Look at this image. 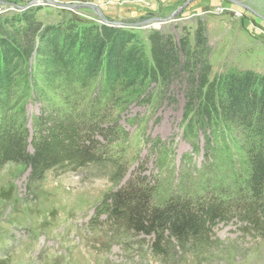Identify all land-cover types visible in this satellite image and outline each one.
Returning a JSON list of instances; mask_svg holds the SVG:
<instances>
[{
	"label": "rangeland",
	"instance_id": "374dc122",
	"mask_svg": "<svg viewBox=\"0 0 264 264\" xmlns=\"http://www.w3.org/2000/svg\"><path fill=\"white\" fill-rule=\"evenodd\" d=\"M52 1L96 5L107 21L123 23L117 28L134 37L149 64L154 63L151 38L157 33L176 47L179 64L189 51L188 68L196 61L198 68L206 63L209 71L200 89L194 85L198 71L193 67L191 75L178 69L167 82L147 77L135 87L116 83L106 90L98 76L82 83L75 76L44 70L50 53L40 56L39 65L23 66V82L10 100L17 106L8 115L18 114L28 142L34 119L43 110L76 124H88L93 116L101 122L102 132L91 136L100 154L84 165L48 168L39 179L31 178L29 166L0 163V264H264V235L235 219L213 227L211 243L203 248L174 243L170 248L175 252L158 256L150 238L128 230L108 210L110 195L138 176L152 185L153 203L174 194L198 196L208 184L234 194L235 181L250 161V132L237 121L226 122L220 111L205 126L197 106L205 91L215 98L224 94L227 74L252 72L264 78V20L230 0H194L170 21L131 27L165 18L188 0ZM235 1L264 16V0ZM27 4L32 5L19 8ZM26 18L34 21L31 32ZM102 25L111 26L90 8L0 0V28L15 36L21 50L45 28L51 36L61 31L76 41L77 35L95 33Z\"/></svg>",
	"mask_w": 264,
	"mask_h": 264
},
{
	"label": "trees",
	"instance_id": "16d2710c",
	"mask_svg": "<svg viewBox=\"0 0 264 264\" xmlns=\"http://www.w3.org/2000/svg\"><path fill=\"white\" fill-rule=\"evenodd\" d=\"M26 22L29 24L27 30L31 32L34 21L26 18ZM96 29L89 35H77V45L71 35L56 31L51 36L45 28L37 41L21 50L15 36L0 28V163L14 161L29 166L31 178L39 179L48 168L69 163L84 165L100 154L91 136L93 132H102L101 122L93 116L87 120L88 124L84 121L79 125L71 122L68 116L58 120L53 113L49 115L43 110L34 119V134L28 142L27 130L23 129L18 114L8 115V111L17 106L10 104V100L13 90L23 82V66L39 65L44 53L51 54L43 60L44 70H53L56 75L64 73L71 79L76 77L82 83L98 76L106 90L116 83L135 87L147 77L158 76L167 82L178 69L186 68L191 75L193 67L198 71L194 85L199 89L204 85L202 78L208 73L209 66L205 63L198 68L196 61H192L188 68L185 60L192 55L189 51L179 64V52L169 38L157 33L151 38L154 63L149 64L130 33L106 25ZM203 44L199 45L201 50ZM75 45L77 48L73 51ZM25 55L27 59L21 61ZM188 79L193 82V76ZM223 86L224 94L216 98L205 91L197 106V115L203 125L209 126L220 111L226 122L237 121L245 133L250 132L246 134L253 145L248 150L251 155L249 168H245L240 179L235 181L234 194L223 192L222 186L210 189L211 184H208L202 190L206 193L198 196L174 194L153 203L152 185L144 183L138 176L110 195V216L122 221L135 234L150 238V248L158 256L175 252L170 248L174 243L191 242L203 248L211 243L208 239L212 234L210 230L224 226L232 219L264 235V78H257L252 72L230 73L223 77ZM68 141L73 145L69 146ZM222 194L226 195L223 197Z\"/></svg>",
	"mask_w": 264,
	"mask_h": 264
},
{
	"label": "water",
	"instance_id": "95a60500",
	"mask_svg": "<svg viewBox=\"0 0 264 264\" xmlns=\"http://www.w3.org/2000/svg\"><path fill=\"white\" fill-rule=\"evenodd\" d=\"M46 1L47 3H50L52 5H55V6H59V7H62V8H71V9H74V8H90L92 9L93 11H95V13L108 25H111V26H114V27H118V26H124L123 23L121 22H116V21H107L103 16L102 14L100 13L99 9L97 8L96 5L92 4V3H83V4H77V5H67V4H62V3H58V2H55V1H52V0H44ZM194 0H188L186 1L185 3H183L179 8H177L175 11H173L169 16L165 17V18H159V17H154V18H150V19H146V20H143L139 23H136V24H130L129 26L133 27V26H137V25H147V24H151L155 21L159 22V23H165L167 21H170L174 18V16L180 11L181 8L187 6L190 2H192ZM234 3H237L239 6H242L246 9H248L249 11H251L254 15L258 16L259 18L263 19L264 20V16L261 15L260 13H258L257 11L251 9L250 7L246 6L245 4L241 3V2H237L235 0H230ZM32 4H27L25 6H19L20 9H25L29 6H31Z\"/></svg>",
	"mask_w": 264,
	"mask_h": 264
}]
</instances>
